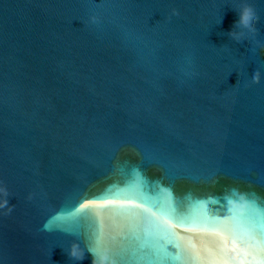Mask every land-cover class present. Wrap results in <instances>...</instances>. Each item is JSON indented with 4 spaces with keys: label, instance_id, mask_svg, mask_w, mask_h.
Wrapping results in <instances>:
<instances>
[{
    "label": "water",
    "instance_id": "95a60500",
    "mask_svg": "<svg viewBox=\"0 0 264 264\" xmlns=\"http://www.w3.org/2000/svg\"><path fill=\"white\" fill-rule=\"evenodd\" d=\"M209 215L264 264V0H0V264H191Z\"/></svg>",
    "mask_w": 264,
    "mask_h": 264
},
{
    "label": "snow or ice",
    "instance_id": "6c2138e0",
    "mask_svg": "<svg viewBox=\"0 0 264 264\" xmlns=\"http://www.w3.org/2000/svg\"><path fill=\"white\" fill-rule=\"evenodd\" d=\"M127 199L131 200L132 197ZM250 204L254 206V201H250ZM229 217L225 216L224 220H221L219 216L209 215L203 219H188L186 217L175 218L174 223L185 228L195 229L201 233L212 234L216 239L222 241L224 251L219 254L209 255L203 250H197L189 246L183 249L180 258L185 259L191 264H234L235 256L228 254V249L231 248L233 252L235 248V237L229 231V226L225 222ZM167 223V221H166ZM239 264H243L240 261Z\"/></svg>",
    "mask_w": 264,
    "mask_h": 264
},
{
    "label": "clouds",
    "instance_id": "9594fccd",
    "mask_svg": "<svg viewBox=\"0 0 264 264\" xmlns=\"http://www.w3.org/2000/svg\"><path fill=\"white\" fill-rule=\"evenodd\" d=\"M235 23H238L240 27H242L246 31H254L255 30V23H256V15L252 10H247L242 14H238L237 20ZM75 256V250L71 253Z\"/></svg>",
    "mask_w": 264,
    "mask_h": 264
}]
</instances>
